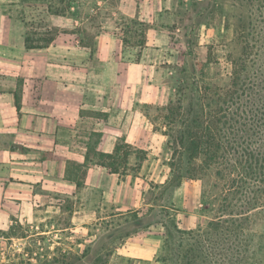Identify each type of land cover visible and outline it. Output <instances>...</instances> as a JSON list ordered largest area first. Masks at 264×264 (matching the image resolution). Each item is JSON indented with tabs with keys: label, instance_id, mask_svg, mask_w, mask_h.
Segmentation results:
<instances>
[{
	"label": "crops",
	"instance_id": "obj_1",
	"mask_svg": "<svg viewBox=\"0 0 264 264\" xmlns=\"http://www.w3.org/2000/svg\"><path fill=\"white\" fill-rule=\"evenodd\" d=\"M57 2L0 0V232L47 244L48 264L69 258L159 263L170 232L195 230L198 222L197 212L184 211L186 180L175 186L182 209L167 211L166 199L153 193L166 189L168 177L152 170L119 176L86 164L77 150L87 149L73 139L102 132L106 153L122 140L146 152L158 146L167 127L143 108L165 105L152 91L164 88V70L177 74L191 56L189 47L170 44L169 32H180L183 15L196 5L194 34H207L209 4L220 0H94L100 20L94 36L78 30L89 19L70 16L80 0L71 1L64 16L50 11ZM123 19L131 24L125 27ZM131 21L142 24L139 32ZM56 28L46 47L27 48V34L45 36ZM90 36L93 48L84 42Z\"/></svg>",
	"mask_w": 264,
	"mask_h": 264
},
{
	"label": "rangeland",
	"instance_id": "obj_2",
	"mask_svg": "<svg viewBox=\"0 0 264 264\" xmlns=\"http://www.w3.org/2000/svg\"><path fill=\"white\" fill-rule=\"evenodd\" d=\"M90 1L91 3H89ZM232 1L220 0L219 5L209 4L210 25L206 31L207 34L200 32L199 36L197 33L194 34V27H199L192 22L193 13L199 9V6L196 7V5H192L190 16L187 13L183 15L182 19H186V24L181 25L182 30L169 32L170 44L185 49L189 47L191 56L187 57L188 62L177 74L171 75L169 71L164 70L161 79L164 88L160 91H152V95L160 94L162 96L165 105L162 107L145 105L143 109L151 113L154 118L156 117L158 124L166 125L167 135L157 138L159 145L153 146L151 150L147 151L146 164H143L141 169L129 171V173L148 174L152 170L155 172L152 175L158 178H162L164 175L168 177L170 183L166 189L153 193V198L157 195L155 199L158 197L162 200L166 199L167 211L182 209V205L178 204V200L182 198V192L178 191L175 186L180 184L184 178L186 181L183 187L186 191L189 190L190 197L189 202L184 199L186 202L184 211L197 212L198 222H194L195 226H192L195 227V230L207 227L209 229L211 228L209 225L212 224L214 229L209 234L213 240L215 239L214 248H216L217 256L214 257H216L217 264H264V210L253 209L264 199V194L258 190L261 184L254 180L243 179V166L235 164L228 154L223 158H218L217 161H207V163H204L203 155L189 160L185 145L181 144L180 140L181 135L192 129V123L196 117H203L205 123L209 121L207 114L209 111L205 108L202 112V105H206L212 99L210 97L213 96L214 91L225 94L231 87L233 68L230 60L231 56L235 57L240 50L234 39L239 25L238 18L244 14V9L239 4L234 7ZM80 4L79 8L76 6L75 10L71 11L70 16H82L89 19L86 24L78 27V30L86 36L88 34L94 36L100 30L99 6L94 4V0H80ZM94 7L97 10L96 13L91 10ZM68 11L69 9L66 10V13ZM40 13L43 14L42 11ZM188 17L190 18L188 19ZM128 23L131 24L129 20L123 19L125 27L128 26ZM46 25L47 23L44 22L39 26L43 28L42 26ZM188 26L192 28L189 34L187 33ZM138 28L139 26L136 25L135 29ZM56 31L59 32V29L56 28L50 32L55 33ZM93 36H90L88 41H84L92 48L94 47ZM125 40L127 41L128 38L126 37ZM169 105L173 112H176L177 118L175 121L170 120V123H166L164 119L159 120L157 116H159L158 114L164 116L163 108ZM191 125L192 127H190ZM85 139V135L75 137L73 144L80 146L75 144V141L80 142ZM107 139L108 137L103 134L99 150L102 151L101 148ZM77 152L85 154L81 150H77ZM151 162L157 163L151 165ZM132 164H134V159L130 160V165ZM80 171L81 168L76 174H81ZM157 179L152 180V184L155 185ZM249 208L252 210L248 211ZM189 225H191V221L185 220L184 226L188 227ZM15 235L18 233L14 231L8 234L0 232V264L49 263L47 254L50 249L47 244L30 240L24 243L10 238ZM200 237H196V239ZM212 249L213 245L211 244L210 250L212 251ZM177 253L181 254L182 251L178 249ZM164 255L162 251L159 261ZM58 264L83 263H79L76 258H69L59 260ZM115 264L132 263L126 259H117ZM143 264L163 263L150 261V263Z\"/></svg>",
	"mask_w": 264,
	"mask_h": 264
},
{
	"label": "trees",
	"instance_id": "obj_3",
	"mask_svg": "<svg viewBox=\"0 0 264 264\" xmlns=\"http://www.w3.org/2000/svg\"><path fill=\"white\" fill-rule=\"evenodd\" d=\"M57 1L50 11L55 15L64 16L67 14L66 10L70 8V2L75 0ZM232 2L234 7L239 4L244 9V14L238 18L239 25L234 39L240 50L235 57L231 56L230 60L233 68L231 87L225 94L214 91L213 96L210 97L212 99H209L211 103L208 101L206 105H202V112L205 108L209 111L207 113L209 121L205 123L203 117H196L192 123L193 127L190 126L192 129L181 135L180 140L181 144L185 145L189 160L203 155L204 163H207V161H217L218 158L228 154L235 164L243 166L242 178L261 184L258 190L264 194V0H233ZM131 22L133 26H139L135 29L139 32L142 24ZM51 33L49 32L50 36L46 38L42 37V34L38 36L27 34V48L46 47L54 40L58 31ZM17 108H20L18 99ZM163 112L166 123L176 120V112H173L170 105L164 107ZM102 137V133L91 131L87 133L85 140L75 141V144L87 149L86 164L88 162L99 164L119 176L142 168L147 160L145 150L122 140L116 143L112 153H106L98 149ZM131 159H134L132 165H130ZM258 208L264 210V199L253 207V209ZM250 210L252 208L248 211ZM209 227L211 228L177 231V235L170 232L164 243L165 255L160 261L163 264L167 262L172 264V261L173 264H217L214 257L217 256L214 248L215 239L213 240L209 234L214 228L212 224ZM205 233L207 234L204 236ZM188 237L190 239H187ZM196 237L200 238L196 239ZM178 249L182 251L181 254L177 253ZM173 256L175 257L171 258Z\"/></svg>",
	"mask_w": 264,
	"mask_h": 264
}]
</instances>
